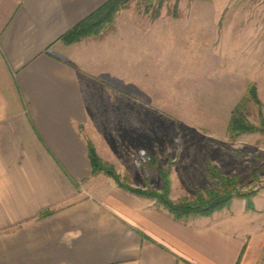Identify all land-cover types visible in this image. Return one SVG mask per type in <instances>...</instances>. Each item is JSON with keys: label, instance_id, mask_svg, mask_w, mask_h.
I'll return each mask as SVG.
<instances>
[{"label": "crops", "instance_id": "obj_1", "mask_svg": "<svg viewBox=\"0 0 264 264\" xmlns=\"http://www.w3.org/2000/svg\"><path fill=\"white\" fill-rule=\"evenodd\" d=\"M108 1L0 0V264H264V190L177 220L93 174L88 143L143 144L176 79L171 25L61 40Z\"/></svg>", "mask_w": 264, "mask_h": 264}, {"label": "rangeland", "instance_id": "obj_2", "mask_svg": "<svg viewBox=\"0 0 264 264\" xmlns=\"http://www.w3.org/2000/svg\"><path fill=\"white\" fill-rule=\"evenodd\" d=\"M154 1L129 0L108 27L130 20L175 27L176 79L171 89L163 84L160 105L148 104L146 98L143 144L109 146L106 156L114 161L97 153L114 166L122 183L134 188L161 193L167 174L174 202L192 201L213 189L218 182L213 170L236 175L246 196L236 194L228 207L211 216L229 211L240 199L255 211L254 197L264 190V132L231 138L228 125L244 98L248 120L264 125V0H167L156 18ZM254 87L259 104L249 98ZM169 93L171 97L164 96ZM141 198L164 208L153 198Z\"/></svg>", "mask_w": 264, "mask_h": 264}, {"label": "trees", "instance_id": "obj_3", "mask_svg": "<svg viewBox=\"0 0 264 264\" xmlns=\"http://www.w3.org/2000/svg\"><path fill=\"white\" fill-rule=\"evenodd\" d=\"M128 1L129 0H109L71 30L66 32L61 37V40L66 44H70L81 41L90 36L101 34L104 29L114 22L118 11H120ZM166 1L167 0H156L157 5L154 11L156 13L153 17L156 18L159 16V11ZM150 2L152 5V2L155 1L150 0ZM173 15L177 16V9H175V13ZM249 94L251 95V97H249L250 99H253L258 104L260 103L255 87L249 91ZM246 99L247 98H244L232 111L231 119L228 125V134L231 138H236L242 134L252 133L255 131L264 132V125L263 127H257L248 120L245 113ZM88 148L94 175L103 172L106 175L113 177L119 186L127 192L139 197H149L157 200L177 220H188L194 217L211 216L214 212L228 207L231 204L232 198L236 194L246 196V193H241V190L237 187L236 175H233L232 177H225L221 175L219 171L213 170L218 179V182L215 184L213 189L206 190V194L199 193L197 198L192 201L182 200L174 202L170 198V183L167 174L163 176L165 182L161 193L134 188L131 185L122 183L120 175L115 171L114 166L108 165L102 161L91 142L88 143ZM247 208L251 210L254 209L253 202L248 196ZM50 212L51 211H47L44 214L46 215Z\"/></svg>", "mask_w": 264, "mask_h": 264}]
</instances>
